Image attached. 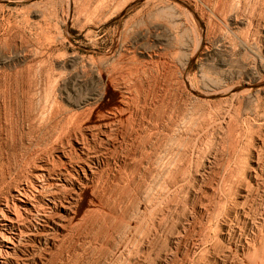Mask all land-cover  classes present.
<instances>
[{
    "label": "rangeland",
    "instance_id": "rangeland-1",
    "mask_svg": "<svg viewBox=\"0 0 264 264\" xmlns=\"http://www.w3.org/2000/svg\"><path fill=\"white\" fill-rule=\"evenodd\" d=\"M180 1L0 0V169H8L9 182L0 190V204L31 173L36 154H59L57 140L68 123L77 121L75 132L87 133L92 110L106 99L100 72L115 62L139 73L112 85L115 100L131 88L129 103L150 109L139 117L140 140L154 134L150 144H137L138 162L125 160L130 145L122 128L99 167L100 214L86 206L82 215L89 216L71 234L53 232L55 245L35 235L36 222L25 223L26 233L34 234L15 263L220 264L234 256L222 233L227 224L236 244L257 231L254 223L264 217V184L257 186L253 178L258 156L264 164V0ZM245 83L251 89L241 87ZM239 88L242 95L226 98ZM148 93L150 99L167 96L161 95L164 108L168 101L164 118L148 104ZM71 134L66 143H72ZM91 145L93 155L98 148ZM165 150L174 162L186 163L169 177L167 201L157 196L166 176L153 160ZM260 176L262 181L264 171ZM141 218L149 228H137V240L122 256ZM260 235L264 245V224Z\"/></svg>",
    "mask_w": 264,
    "mask_h": 264
},
{
    "label": "bare ground",
    "instance_id": "bare-ground-1",
    "mask_svg": "<svg viewBox=\"0 0 264 264\" xmlns=\"http://www.w3.org/2000/svg\"><path fill=\"white\" fill-rule=\"evenodd\" d=\"M175 1L181 2L180 0H175ZM124 64H126V63L124 62ZM124 64H123V66H124ZM112 65H113L112 68L108 67L110 70H107L108 69L107 68L105 71L100 72V74L102 75V77L105 81V85L107 87L106 99H104V100L101 99L102 102H100L99 104L97 103L98 105L96 104L97 106L95 107V109L92 110L91 115H93V116H92V118L90 117V120L87 119L89 121H87V123H86L89 126H86L87 128L85 127L87 129V133H81L78 135V133L75 132V130L77 131V129L79 128L78 127L76 129L78 122L77 121H75V122L69 121L70 122V123H68L69 126L68 127L66 126L67 130L65 129L64 133L62 132L63 131L62 130L61 132L63 134H61V136L57 140L58 143H57V147L55 149H57L59 154L56 157L53 155L49 156L48 151H47V153L40 151L41 153L39 152V154H36L35 155L36 162H35L34 166H31V173H29L30 175L28 174L26 179L23 180L24 182L22 183V185L20 187H17V189H15V194L10 195V197L9 196L5 197L2 201V203L0 204V264H21V262L19 263L17 261H16L17 263H15L12 259L15 255L18 254V252L20 251V248L25 244L26 238L28 240L31 238L29 235L33 236V234H34L33 232H32L33 234L30 233L29 235L26 233L27 231L25 230V223L26 224H27V222L33 223V221L36 222L37 225L34 226V228L36 230L35 235L45 237L46 245H49V244L55 245V243L57 242L56 241L57 235L62 234V232H67V234H69V233L71 234V232H72L71 230L73 228L77 227L78 225L81 224V222H84L87 219V217L89 215L87 217H84L82 215V212H83L82 210L86 206L89 207L88 210H91L92 213L93 212L99 213L100 211H102L100 209H99V211H97V208H99V204L101 205V203L103 202V201L101 202V199L99 198L98 194L101 192V190H104V180H103V176H102V171L100 170L101 168H99V167H101V164L103 162H106V160H107V159H103L102 156L105 155V157H106L107 152L111 149L108 146V144L111 142L114 143V138L116 137V134H118L119 131L121 132L122 128H123L122 131L125 130V132L124 131L123 132L126 133V135L129 137L128 141H129V145H130L127 147L128 150L126 149L128 151V153L126 156L127 159H125V160H131V161L136 160L137 161V158H139V155L137 152L140 150V145H137V144H139V142H140V144L143 143L142 146L150 144L151 136L154 134H150V135L148 134L149 136L148 137L145 136L146 138L141 137L142 141H143L142 142L140 140V136H142L143 133L141 135L140 130H139L140 125H138V124H141L140 119H139L140 115L144 114L145 111L148 109V107L140 108L138 103H137L138 105L136 107H134L133 105L130 104L131 103L130 100L132 99L131 93L133 92V90H131V88H125L128 90L126 94H130V95H124V97H123L120 94L122 97V100H119V101L115 100V97H114L115 92H114V89L112 88V85L114 83H116V85L120 86L121 80H123L125 82L126 79L129 80L130 78H134L136 76V74L138 73V70L136 68L134 70L133 68H131L132 66H130L131 69L127 68V70L124 71V69H126V68L121 67V65H122L121 62H115ZM103 66H104V64H103ZM125 67H129V66L126 65ZM119 71L120 72L123 71V72L120 73ZM118 73L120 74L119 76L117 75ZM138 74H137V77H138ZM165 75H167V74H165ZM157 77H158V75H157ZM162 78H163V76H162ZM155 79L157 80V78H155ZM137 81H135V82H137ZM158 81H160V79ZM128 83L130 84L129 81H128ZM128 83H127V85H128ZM124 84H123V86H124ZM155 84H159V83H155ZM184 84H185V82H184ZM127 85H125V86H127ZM241 87H243V88L248 87V89H251L252 86L249 83H245V85H243ZM121 88H122V85H121ZM135 88H136V86H135ZM240 88H239V90H241V91H239L238 89H233L228 94L226 93L227 94L226 98L231 97L232 99H235V97L242 95L243 89H240ZM133 89H134V87H133ZM152 89H153V87H152ZM162 89H163V86H162L161 90ZM164 89H166V88H164ZM155 90L157 91V89H155ZM125 91L126 90H124V93H125ZM153 91H154V89H153ZM166 91H167V89H166ZM143 92H141V93H143ZM136 93H140V92L138 91ZM170 93L171 92H169V94ZM117 94H118V92H117ZM154 94H156V93H154ZM154 94H152V95H154ZM120 95H119V97H120ZM161 95H156V96L154 95V97L153 98L151 97V99H150L149 98L150 94H149L146 96V99L148 101V98H149L150 101L148 104L152 105L153 106L152 109L155 111H158V114L160 112V115H162V117L164 118V116L167 115V112L165 111V109L167 110L166 107H167L168 101L165 103L166 105H164L165 106V108H164L162 106V104L165 102V100H164V98H162L163 95L162 96ZM169 96H171V94ZM111 97H112V99L109 100V98H111ZM142 97H144V95ZM163 97H165V96H163ZM166 97H165V99H166ZM141 100H143V99H141ZM140 103H142V102H140ZM146 104L147 103L145 101V105ZM148 104H147V106H148ZM177 104H179V103H177ZM143 106H144V104H143ZM148 110H150V109H148ZM152 113H154V112H152ZM88 116H90V115H88ZM263 116H264V114H263ZM160 118H161V116H160ZM194 118L197 119L196 115ZM198 119L201 120V118H198ZM80 125H82V124H80ZM185 126L183 125L181 127V130L185 129ZM188 128H190V126ZM193 128H194V126H193ZM81 129H82V127H81ZM81 129H80V132H81ZM187 130L188 129H186V131ZM183 131H185V130H183ZM73 132H74V134H73L74 138H72L73 139L72 143L71 142L66 143L64 141V138L68 134H71ZM194 132H195V128H194L192 134H195ZM198 133H196V134H198ZM100 135H101V137H100ZM193 136H195V135H193ZM121 137H123V136H121ZM124 137H125V135H124ZM98 138H99V141H101V142H99L100 143L99 146L97 145L98 143L96 142V141H98L97 140ZM200 141H201V139H200ZM92 142L96 143L97 148H98V150H96L93 153V155H92V150H91L92 149L91 148ZM194 144H193V146L196 147L195 146L196 144L195 145ZM232 147H233V145H232ZM262 147H264L263 141H262ZM196 149L198 150V146ZM192 151H194V149H192ZM188 152H190V151H188L187 148H184L183 153H182L183 157L184 156L188 157L187 156ZM169 154L170 153H168V151L165 150L163 155H161L160 157H154L153 158V160L156 159L154 166L156 167L157 171L159 170L162 174H165L164 176H166V179H165L166 181L163 182V184L160 186V188L158 186V188L160 190L157 193V196H161L162 199H164L166 201L170 196L169 191H170L171 187H169V186L171 183H169V182L171 180L169 179V177L175 172L174 170H178L177 172L179 173L180 171H182L186 168V163L183 162L184 160L182 161V160L176 159L177 161L174 162L175 161V160H173L174 158H172V156L170 157ZM144 155L141 158L142 162H144L143 160H146V159H144ZM147 155H148V153H147ZM125 160H124V162H125ZM138 160H140V158ZM187 160L188 159L186 158V161ZM256 164H257V166L253 170V171H255L256 174L253 178H254L255 184L257 186H260L261 183L264 184V179L262 181H260V178H262L260 175L264 171V164H263L260 156H258V160L256 161ZM94 165H97V166H94ZM7 170L8 169L5 167H2L0 169V190L7 188L8 184H9L8 177H7L8 176ZM175 173H174V175H175ZM177 175L178 174H176V176ZM151 189H153V188H151ZM67 194H69V196ZM152 196H153V194H152ZM174 198H176V197H174ZM99 199H100V201H99ZM152 199H154V198H152ZM155 199H157V197ZM154 201H151L152 203H150V204H153ZM149 202H150V200H149ZM158 203H160V202H158ZM154 204H156V203H154ZM149 206H151V205H149ZM151 207L153 208V206H151ZM92 208H94V209H92ZM143 208L148 210L147 206H145V205ZM156 211L158 212V209ZM116 212L111 211V213H115V214H116ZM153 213H154V211H153ZM239 214L240 213L237 212V215H239ZM244 214L245 213H243L241 215L246 217V215H244ZM147 221H149V220H145V219L138 220V222H136L134 225H132V227L135 228V232L130 236L131 238L129 237L128 240L126 238V240H127L126 245L123 249H121L122 250L121 251L122 256H123V253L124 254L126 253L132 239H136L138 237L137 231H139L140 229L137 230V228L141 226V227H145V229H146V227L149 226ZM263 224H264V217L262 218V222L259 221V224L254 223V226H255L257 231L253 232V237L250 238L249 240L246 239V241L239 243V244H236L233 242L232 236H234L235 230L232 226L227 224L226 227L222 230V233L224 235V241H225V243H227L229 245L230 250L233 252V249H234V252H233L234 256H232V257L228 256L226 259H223L220 264H264V261L262 262L260 260L261 262H259V261L257 262L253 259L255 256L264 258V245H263V242H261V237H260L261 236L260 230H261V226ZM153 225H155V224L153 223ZM46 228H48V230ZM149 231H150V229H149ZM53 232L57 233V235H53ZM67 234H65V235H67ZM244 258H246V259H244ZM22 259H24V258H22ZM26 259H29V257ZM28 263H30V262H28ZM28 263L26 262L25 264H28ZM215 263L219 264L218 262H215Z\"/></svg>",
    "mask_w": 264,
    "mask_h": 264
}]
</instances>
